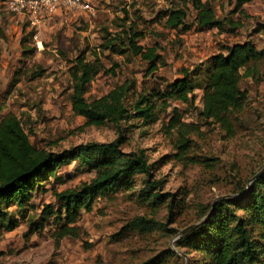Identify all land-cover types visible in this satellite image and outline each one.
Segmentation results:
<instances>
[{
    "label": "rangeland",
    "instance_id": "374dc122",
    "mask_svg": "<svg viewBox=\"0 0 264 264\" xmlns=\"http://www.w3.org/2000/svg\"><path fill=\"white\" fill-rule=\"evenodd\" d=\"M210 1L219 18L230 16L234 8L232 0ZM10 2L0 0V119L9 112L16 113L31 141L47 150L59 151L89 142L107 143L118 137L115 126H87L85 119L72 111L69 98L75 73L70 60L80 52L86 51L87 58L101 70L88 88L86 97L91 100L127 78L137 80L138 93L164 88L177 78L182 67L202 65L235 42L250 39L259 48L264 47V0H254L233 14L243 22V27L232 33L197 28L192 11L188 18L192 29L183 33L166 29L158 13L169 6V0H94L90 11L37 18L13 11ZM131 4L135 5L131 10L149 22L143 44L156 42L160 46L163 63L151 75H147V65L138 58H124L100 48L103 28L109 25L116 28L113 21ZM24 36L30 50L27 56H23ZM115 64H119L117 75L108 74L106 70ZM38 66L45 75L31 80V73ZM16 79L19 82L11 85ZM212 79L204 89L196 91L199 108L209 106L212 114L222 118L230 105L240 106L235 114L239 119L234 122V135L216 123L203 125V133L195 137L197 148L193 154L213 160L190 163L175 157L172 139L164 127L170 111L150 126L135 122L137 127L127 129L126 123L123 125L124 150L145 149L150 162H156L154 179L165 183L163 193L182 200L172 217L165 205L155 210L139 198L135 191L143 187L141 176L133 190L98 195L93 210L81 213L77 224L81 229L79 237L57 240L52 227L29 234L25 222L12 232L3 231L0 264H142L169 249L183 260L167 264H195L196 256L188 257L186 249L178 246L179 236L170 230L181 233L196 224L201 208L222 197L236 195L241 185H250L254 176L264 170V61L258 64L255 77H246L243 70H225ZM179 105L187 122L198 120L194 112ZM58 174L65 182L57 184L52 178L45 183L46 191L35 197L40 208L54 202V186L60 191L73 189L90 181L96 172L81 171L73 162L63 166ZM140 217L166 227H157L152 232L123 230Z\"/></svg>",
    "mask_w": 264,
    "mask_h": 264
},
{
    "label": "trees",
    "instance_id": "16d2710c",
    "mask_svg": "<svg viewBox=\"0 0 264 264\" xmlns=\"http://www.w3.org/2000/svg\"><path fill=\"white\" fill-rule=\"evenodd\" d=\"M253 1L232 0L234 8L230 16L219 18L210 0H169V6L158 16L163 19L166 29L183 33L192 29L188 22L192 11L197 28L232 33L243 27V22L236 20L233 14ZM132 7L135 8V5L121 10V16L113 21L117 24L116 28L110 25L103 28L100 48L103 52L124 58H138L147 65V75H151L163 63L160 46L156 42L143 44L149 22L142 14L131 10ZM27 40L24 36L21 41L23 56L30 53L26 48ZM263 61L264 47L259 48L250 39L235 42L223 47L202 65L182 67L177 78L164 88L159 86L149 92L138 93L137 80L127 78L106 94L89 100L86 97L88 88L101 70L87 58L86 51L80 52L70 60L75 73L69 98L72 111L84 118L87 126H115L118 137L107 143L89 142L59 151L47 150L31 141L16 113L5 114L0 119V234L3 231L12 232L25 222L29 234L52 227L51 232L57 240L79 237L81 229L77 224L81 213L93 210L98 195L133 190L137 186V178L141 176L143 187L135 191L139 198L155 210L165 205L172 217L175 210L180 209L182 200L163 193L165 183L162 179H154L156 162H150L145 149L124 150V129L137 127L135 122L143 127L150 126L170 111L169 121L164 127L172 139L175 157L190 163L211 161L212 158H198L193 154L197 148L195 137L201 136L203 125L216 123L234 135V122L239 119L235 114L240 106L230 105L228 113L219 118L212 114L209 106H197L196 91L204 89L212 78L225 70H243L246 77H255L258 64ZM117 67L119 64L106 72L116 76ZM44 75V70L38 66L31 73V80ZM18 82L16 79L11 85ZM179 104L194 112L198 120L187 122ZM73 162L81 171L96 172L95 177L69 190L60 191L54 186V202L42 204L40 208L35 197L46 191L45 183L53 178L55 183L63 184L65 179L58 171ZM200 210L199 223L197 221L181 233L170 230L173 235L179 236L178 246L186 249L184 253L188 257L190 254L196 256L195 264H264V170L254 176L250 185H241L236 195L222 197ZM164 226L140 217L123 230L135 228L152 232ZM176 259L183 260V257L169 249L142 264H167Z\"/></svg>",
    "mask_w": 264,
    "mask_h": 264
},
{
    "label": "built area",
    "instance_id": "2783aa9c",
    "mask_svg": "<svg viewBox=\"0 0 264 264\" xmlns=\"http://www.w3.org/2000/svg\"><path fill=\"white\" fill-rule=\"evenodd\" d=\"M94 0H11L10 7L17 13L32 16H53L63 12L90 11Z\"/></svg>",
    "mask_w": 264,
    "mask_h": 264
},
{
    "label": "crops",
    "instance_id": "0c3cea01",
    "mask_svg": "<svg viewBox=\"0 0 264 264\" xmlns=\"http://www.w3.org/2000/svg\"><path fill=\"white\" fill-rule=\"evenodd\" d=\"M96 1V0H95ZM72 12H85V11H72Z\"/></svg>",
    "mask_w": 264,
    "mask_h": 264
}]
</instances>
